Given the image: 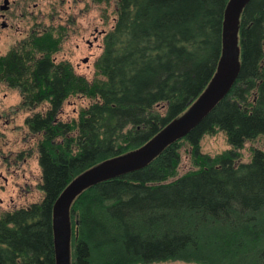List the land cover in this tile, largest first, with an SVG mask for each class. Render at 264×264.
I'll return each mask as SVG.
<instances>
[{"label":"trees","instance_id":"1","mask_svg":"<svg viewBox=\"0 0 264 264\" xmlns=\"http://www.w3.org/2000/svg\"><path fill=\"white\" fill-rule=\"evenodd\" d=\"M227 2L116 0L94 79L67 67L61 83H18L32 92L29 103L50 108L27 121L39 138L42 199L0 212V264H55V200L84 171L145 145L204 91L220 57ZM239 21L240 70L226 96L144 168L74 199L71 264H264V150L252 148L241 162L245 144L264 139V0H251ZM56 43L44 35L29 53ZM19 61L20 77L30 75L27 50ZM53 90L63 96L35 95ZM74 96L87 105L54 123ZM218 132L229 149L203 154V137ZM182 149L194 170L178 176Z\"/></svg>","mask_w":264,"mask_h":264},{"label":"rangeland","instance_id":"2","mask_svg":"<svg viewBox=\"0 0 264 264\" xmlns=\"http://www.w3.org/2000/svg\"><path fill=\"white\" fill-rule=\"evenodd\" d=\"M18 2L21 0H17ZM55 2L56 9L58 11H67L68 16H75L76 23L75 25H70V38L66 40L63 45L62 50L56 55L57 59H66L70 61L73 66L77 64H81L82 59L90 58L89 64L81 65L80 71L78 74H82L86 76L88 80L94 79V67L93 63L95 59L101 53V41L102 37H100L98 41V47L96 45L93 46L92 50H89L86 45V40L92 41L90 32L92 29L97 27L98 32L106 33L109 31L115 20V2L116 0H107L98 2L99 0H71L61 1V0H40V2H36L38 4V8L36 9V13L38 12H49L53 9L52 4ZM27 2V0H26ZM22 3V6L25 7V3ZM62 2V3H61ZM71 2V3H70ZM33 3H30L29 6H32ZM71 9L68 7L71 6ZM30 6V10H32ZM76 6V8L74 7ZM74 14V15H73ZM39 19V18H38ZM64 19L61 20V23L64 24ZM70 19H73L71 17ZM43 21L44 19H39ZM24 22H20V25L24 28L29 27L28 21L23 19ZM47 23V20H44ZM57 22V21H56ZM60 22H57V24ZM23 28V29H24ZM2 39L0 40V49L4 50L5 46L11 44V42L15 39L12 34H0ZM76 45L79 48H76ZM20 103V98L17 93L12 92L6 89L4 86L0 85V133L3 134V137L0 138V146L3 147L5 153L8 152L11 146H14L19 149L28 150L29 147L33 146L29 155L25 157V164L21 165L18 169V177L16 178L14 175L7 176L5 174V170H2V174L10 180L11 184L6 187L5 192H0V200L3 202L0 205L1 211H11L15 209H19L22 207H27L30 204L39 202L42 199V193L39 189V185L41 183V169L38 163V153L35 148V143H37V138L31 139L29 136L27 137V141H21L22 136L24 134H28L26 130L16 129L18 127H22L24 124V120L28 114L25 112H14V107H17ZM87 105V101L81 96H74L65 101L63 105V113L61 115V120L69 121L72 118H76L79 111L82 107ZM10 113V114H9ZM10 120L9 124H6L7 120ZM8 144V147L5 145ZM8 148H6V147ZM13 148V149H16ZM252 148H258L264 150V139L257 141L256 143H247L245 144L244 149L241 151V162H246L250 158V150ZM229 149L227 145L225 136L221 133H215L213 135H206L200 142V150L203 154H207L211 157L218 155ZM194 170V166L192 164L190 155L188 150H181V160L177 169V175L181 176L186 172ZM25 176V180H21L20 177ZM19 184L23 186L25 183L28 184L29 187L27 189V193L19 190L15 187V184ZM2 181H0V185ZM10 198L14 200L12 204L10 202ZM156 264H192V263H182V262H164V263H156Z\"/></svg>","mask_w":264,"mask_h":264},{"label":"flooded vegetation","instance_id":"3","mask_svg":"<svg viewBox=\"0 0 264 264\" xmlns=\"http://www.w3.org/2000/svg\"><path fill=\"white\" fill-rule=\"evenodd\" d=\"M40 2V0H0V34H12L15 36L14 40L9 44L8 46H5L3 49H0V85L4 86L6 89L17 93L18 97L20 98V103L17 107H14V112H25L29 116H27L24 120V124L22 127L16 128L26 130L28 134H24L22 136L21 141H27V137L29 136L31 139L37 138V143H35V148L37 151V144L39 143V138L33 134L30 133L29 128L30 126L27 124V121L29 119L33 118L35 115H46L47 111H50V108L45 103H29V101L26 98L31 97L29 92H25L23 88H20L18 83L21 82H30L31 84L34 82L39 83L44 82H59L65 81V71L66 68L69 67L71 72L78 76V77H85L82 74L79 73V69L81 65H87L89 64L90 58H84L82 59L81 64H77L76 66H73V64L66 60V59H57L56 55L62 50L64 43L67 39L70 38V25H75L76 19L75 16H69L67 18L68 13L67 11H58L55 7V2L52 4L53 9L49 12H38L36 13V9L38 8V4L36 2ZM66 1V0H61ZM70 1V0H68ZM74 2V0H71V2ZM25 3V7L22 6V3ZM61 2V3H62ZM70 2V3H71ZM76 2V1H75ZM74 2V3H75ZM33 3L30 10L29 4ZM68 8L71 9L72 4H70ZM76 8V6H74ZM74 15V14H73ZM73 17V19H70ZM47 20L48 22L45 23V21H41L39 19ZM64 19V24L61 23L60 19ZM23 19H26L28 21L29 27L24 28L20 25V22H24ZM60 22L57 24V22ZM24 28V29H23ZM105 33L104 32H98L97 27L92 29V32H90L92 41L86 40V45L89 50L93 49V46L96 45L98 47V41L100 37H102ZM44 35H49L50 39L54 42H57L56 45H54L55 49L53 51H50V45L45 48L46 51L37 53V56H33L29 53V49L31 44H35V40L37 38H40ZM2 37H0V40ZM76 48H79L78 45H76ZM27 50V58L28 61L26 63V66L31 67V74L28 76H21L18 73V70H16L17 67H19L20 61V52L24 53V51ZM36 53V52H35ZM98 58V57H97ZM97 58L95 59L93 63L94 67V77H95V62L97 61ZM34 67H37L40 69L39 71L34 70ZM42 67V68H41ZM39 72V73H38ZM37 73V74H35ZM87 79V78H86ZM35 95L38 98H45L46 96H54V97H62L63 92L60 91L59 93L56 92V90L49 91V92H43L40 93L39 91H35ZM65 101L59 106L57 117L54 118V123L57 121L65 123L66 121L61 120V115L63 113V105ZM10 114V113H9ZM11 119L6 121V124H9ZM3 137V134L0 133V138ZM8 147V144H5ZM5 146V147H6ZM6 147V148H7ZM16 148L14 146H11L10 149H8V152L5 153L3 150V147L0 146V181H2V184L0 185V192H5L6 187H8L11 182L8 179V177L4 176L2 174V170H5V174L7 176L14 175L16 178L18 177V169L21 165L25 164L26 159L25 157L29 155L31 152L32 147H29L28 150L25 149H13ZM21 164V165H20ZM21 180H27L25 179V176L23 175L20 177ZM15 187L17 190H19V193L21 191L27 193V187L28 184L25 183L23 186L19 184H15ZM3 200H0V205L2 204ZM10 202L13 204L14 200L10 198Z\"/></svg>","mask_w":264,"mask_h":264},{"label":"water","instance_id":"4","mask_svg":"<svg viewBox=\"0 0 264 264\" xmlns=\"http://www.w3.org/2000/svg\"><path fill=\"white\" fill-rule=\"evenodd\" d=\"M251 0H228L222 22L221 52L204 91L187 110L164 126L150 141L130 153L96 165L74 178L52 207L51 230L55 264H71L70 207L84 190L144 168L176 139L200 122L233 86L240 70V16Z\"/></svg>","mask_w":264,"mask_h":264}]
</instances>
